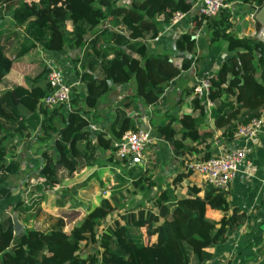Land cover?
Segmentation results:
<instances>
[{"label":"trees","instance_id":"trees-1","mask_svg":"<svg viewBox=\"0 0 264 264\" xmlns=\"http://www.w3.org/2000/svg\"><path fill=\"white\" fill-rule=\"evenodd\" d=\"M118 1L0 0L12 10L13 22L26 38L8 54L0 37V84L11 70L28 81L0 91V201L19 194L23 185L33 184L29 196L16 202L12 212L0 214V264H210L215 255L211 248L224 242L244 218L243 213L231 210L226 190L206 181L204 186L185 185L188 190L176 192L184 173L150 205L127 208L157 185L154 151L145 148L146 168L140 169L133 155L116 156L114 138L137 130L136 122L120 105L109 134L91 126L89 113L113 85L132 80L136 81L133 97L146 104L158 102L172 81L190 68L192 59L184 53L194 52V36L204 26L211 43L223 40L231 51L212 76L209 95L214 105L209 109L192 86L185 90L187 112L172 115L159 125V134L173 145L187 173H197L187 164L214 155V142L220 139L216 132L223 129V135L232 139L242 124L264 112V41L256 34L232 31L229 6L216 16L199 18L191 10V0H131L130 5ZM242 1L250 8L264 4V0ZM177 11H191L185 20L191 18L193 26L176 38V53L151 52L149 41L160 37ZM37 46L48 52L84 48L83 56L76 59L80 88L86 94L84 107L78 105V95L72 99V111L65 104L44 107L42 98L51 90L45 78L47 67L40 60L23 59ZM41 66L38 76H30ZM59 114L67 116L64 125H60ZM176 122H180L179 130ZM37 129V139L51 146L50 150L43 148L35 176L24 177L13 188L8 185L11 176L22 172L16 140L30 139ZM57 146L62 156L55 153ZM108 163L126 171L120 174L132 179L131 184L102 198L80 223L67 230L65 216L45 207L48 192L61 188L54 193L57 207L76 205L73 186L78 176ZM209 208L219 211L220 217L209 218ZM15 212L25 225L24 232L15 230ZM144 228L149 229L151 240L146 239Z\"/></svg>","mask_w":264,"mask_h":264},{"label":"crops","instance_id":"crops-1","mask_svg":"<svg viewBox=\"0 0 264 264\" xmlns=\"http://www.w3.org/2000/svg\"><path fill=\"white\" fill-rule=\"evenodd\" d=\"M229 7L233 12L232 20L234 26L231 29L232 31L239 35L257 33L263 21L258 17L261 10L260 6L258 10L255 11V9H253L250 13H247L248 10L251 9L248 3H244L242 0H232L229 3ZM234 8H236V10ZM238 10L240 11L237 12ZM252 12L256 15H251ZM248 14H250V16ZM250 17L253 19L252 22L250 21ZM258 21L260 23L259 27L257 24ZM168 25L169 24L166 23L163 26L159 38L149 41V46L152 42L154 43L153 46L151 44V52L169 51L172 54L176 53L174 47L176 38L181 33L188 31L189 28L193 26V21L191 18L187 20L184 19L175 28H167ZM18 31L20 30L13 22L12 10H9L7 8V3L3 2L0 4V37L8 54L12 52L11 49L14 48L13 42ZM194 37L197 39L196 49L194 52L184 53L185 56L192 59L190 68L184 70L172 81L158 102L155 104H146L140 98L133 97L131 94L136 89V81L132 80L126 85H113L112 89L101 99L98 107L89 113L92 120L91 126L93 128H101L110 134V127L116 116V109L121 105L136 122L138 128H148L152 131L155 140L147 147L154 151L153 160L158 167L153 173L157 185L151 190L158 191V193L164 190L176 176L180 175V173H184V177L182 181L176 185V192H179L181 189L188 190V187L185 185L191 186L200 184L204 186L205 183L202 174L187 173V170L181 163V157L175 154L173 145L159 134L160 124L167 122L172 115L179 117L181 114L187 112L183 107L184 102L187 100L185 90L194 85L197 77L213 75L218 69L220 62L231 53L227 42L218 40L211 43V34L204 30V26ZM151 48L153 49L151 50ZM40 49L44 51L41 46L32 48L29 52V54H32H26L23 59H25V61L37 60L39 58V53L36 51L39 52ZM83 54L84 48L65 49L56 52L44 51L42 58V63L44 64L46 62L57 61V64H60L64 68L67 81L74 86L73 92L75 96L78 95L80 97V103L78 105L82 107L85 106L84 96L86 94L84 90L80 88V79L77 76L79 61L76 62V59L82 57ZM48 55L51 57H48ZM31 56L35 57L32 58ZM46 58H50V60L47 61ZM11 71L8 74H11ZM15 75L14 73L11 74L12 80H10V85L7 86L18 84L13 80L12 76ZM176 127L178 130L180 129V122H176ZM39 134L40 129H37L33 132L30 139L16 140V151L18 157L21 159L22 170L25 173V177L35 176L34 171H36L40 163L39 156L43 148L50 150L51 147L48 144L41 143L37 139ZM218 134H220V139L214 142V154L221 150H228L236 145L244 144L243 140L241 142L239 139H231L228 138L227 135H223V129L216 132V135ZM24 145H28L30 149L28 155H26L27 158L25 162L23 158H21V154H23L21 149ZM245 145L247 148V157L251 164H243L241 166L240 171H238L231 180L227 190L231 210L235 209L243 213L244 218L235 230L229 231L228 238L224 242H217L216 245L211 248L215 255L210 264H264V126L255 138L246 142ZM135 160L139 161L138 159ZM139 162L141 164L137 165L139 169L141 167L146 168V157H144V161ZM23 164L25 166H23ZM103 168L115 169L114 171L116 173H126V171L121 170L119 167L114 168L112 163H108L107 165L98 164L93 169L85 170L89 171L88 174L81 179L78 178L77 183L82 182L84 178H92L93 176L108 181L118 177V180L115 179L114 181V183L120 184L117 188L119 189L117 192L124 190L131 184L132 179L127 180L125 178L126 175L124 176L112 172V176L110 177L99 176L100 170ZM146 194L147 190L139 195L135 201H137V203H143L142 201ZM156 196H150L146 199L152 203ZM1 203H3V201L0 202V204ZM3 208L0 214L3 211H7L6 205H4ZM220 215L221 213L219 211H214L210 208L207 210V216L213 220L219 218Z\"/></svg>","mask_w":264,"mask_h":264},{"label":"built area","instance_id":"built-area-1","mask_svg":"<svg viewBox=\"0 0 264 264\" xmlns=\"http://www.w3.org/2000/svg\"><path fill=\"white\" fill-rule=\"evenodd\" d=\"M192 11L199 18L216 16L220 11L229 6V0H191ZM259 6L254 5L255 11ZM189 12L177 11L168 23L167 28H175L184 20ZM251 15L255 16L254 12ZM256 35L264 41V20ZM48 82L50 92L42 98L44 107L54 108L55 106L65 104L68 110H73V84L67 81L64 68L55 62H47ZM212 76H199L194 82V91L199 97L205 98L207 107L210 109L214 102L210 98L212 87ZM264 126V112L262 115L253 117L250 122L242 124L234 133V138L243 140L244 144L236 145L228 150H221L215 153L207 160H193L188 162V167L204 176V180L215 187L228 190L231 180L240 171L243 164L250 165L251 162L247 157V148L245 143L255 138ZM155 137L148 128H138L137 130H127L119 138H114L113 144L116 148V156L126 157L136 155L143 157L145 148L152 142Z\"/></svg>","mask_w":264,"mask_h":264},{"label":"rangeland","instance_id":"rangeland-1","mask_svg":"<svg viewBox=\"0 0 264 264\" xmlns=\"http://www.w3.org/2000/svg\"><path fill=\"white\" fill-rule=\"evenodd\" d=\"M10 1H12L14 3L19 2V0H10ZM118 3L123 4V5H130L131 0H119ZM234 9L236 10V8H234ZM253 9L254 8L251 7V9L248 10V13H250L251 10H253ZM260 9L261 10L258 14V17L261 20H264V4L262 5V7H260ZM239 11L240 10H238L237 12H239ZM248 15L250 16V14H248ZM251 17H250V21L252 22L253 19ZM257 24H259V21L257 22ZM23 41H26V38L23 37V35L20 33V31H18V33L15 35L14 42H13L14 48L11 49L12 52H10V53L11 54L14 53L15 50H17L19 48L20 44ZM151 44L153 46L154 43L152 42ZM151 44H150V47H152ZM152 49L153 48H151V50ZM44 51H46V50H44ZM44 51H42L41 49L39 50V52L36 51L37 53H39V56H38L39 58L37 60H40L42 62ZM46 52H48V51H46ZM30 54H32V53H30ZM45 56H47V55H45ZM31 57L33 58L35 56H31ZM48 57H51V56L48 55ZM46 60L48 61V60H50V58H46ZM55 62L57 63V61H55ZM45 67H47V62L45 63ZM42 69H43V66L39 67L37 70H35L33 73H31L30 76H38L39 73L42 71ZM46 69L49 71L48 67ZM48 71H47V77H45V78H47V81H48ZM11 72H12L11 74H13V73L16 74L15 76H12L15 83L28 84L27 79L23 75H21L20 73L14 71V70H12ZM11 74L6 75L3 79V81L1 82V84H0V91L1 92H4L6 89H10L14 85H16V84H13L12 86H7V85H10V80H12ZM45 78H44V80H45ZM73 108H74V105H73ZM60 109L64 110L65 108L61 107ZM58 116H60L61 119L63 120V122L62 121L60 122V125H62V123L64 125L65 124L64 120L66 122L67 116H65L64 114H59ZM18 141H20V140H18ZM12 142H13V140H11V142H9V143H12ZM21 150L23 152V154H21V158H23V161L25 162V160L27 158L26 155H28L30 149H29L28 145H24ZM61 150H62L61 147L57 146L55 153L56 154L58 153L62 156ZM24 154H25V157H24ZM23 166H25V165L23 164ZM114 170H112L110 168L109 169L103 168L100 170L99 176H105V177L109 176L110 177V176H112V172H114L115 174H120V173H116ZM88 172L89 171H84L83 173H81L78 176V178L79 179L83 178L86 174H88ZM24 177H25V173L22 170L20 175L18 174V175L11 176V179L9 180L8 185L13 187V188L14 187L16 188V186L20 182L21 183L24 182V181H22ZM84 179H82L83 180L82 182L76 183L73 186L74 196H75L76 200L79 202L78 204L74 205V204L67 203L64 207L55 206L54 205V193L59 191L61 189L60 187H57L56 189L54 188V189L50 190L48 192L46 201L44 203L45 207L49 211H52L54 213L63 214L65 216L66 223H67V228H66L67 230H71L73 226L80 223L81 220L89 213V211H91L97 205L100 204L102 198H104L106 196H110L111 194H117L118 193L117 191L119 190L117 188H118V186H120V184L114 183L115 179L118 180V177L115 179L109 180V181L96 178V176H93L92 178H86L85 180ZM25 186L26 185H23L24 188H22V190L19 194L12 195L11 197H9L5 200H1L0 202L3 201V203L0 204V211L2 209H4L3 206L6 205L7 211L12 212V208L16 202H18L21 199L27 198L29 196V194L31 193V189L33 187V184L28 185L26 187ZM221 190L224 191V188ZM155 194L157 195L158 191H155V190L147 191V194L142 201L143 203H140V202L137 203V201H134V202L126 205V207L127 208H133L135 206H138L139 203L140 204H146V205L151 204V202H149L146 198H148L150 196L154 197V196H156ZM146 207H149V206H146ZM29 225L31 227L34 226L32 223H29ZM143 230H144V233L146 235V239L151 240V235H150L149 229L144 228ZM86 250H88V248H86Z\"/></svg>","mask_w":264,"mask_h":264},{"label":"water","instance_id":"water-1","mask_svg":"<svg viewBox=\"0 0 264 264\" xmlns=\"http://www.w3.org/2000/svg\"><path fill=\"white\" fill-rule=\"evenodd\" d=\"M134 157L135 159H138L139 161H144L143 157H138L136 155H134ZM13 221H14L16 232L21 233L25 231V225L20 221L19 214L17 212L13 214Z\"/></svg>","mask_w":264,"mask_h":264}]
</instances>
